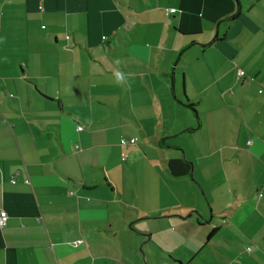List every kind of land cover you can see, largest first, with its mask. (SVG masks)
I'll list each match as a JSON object with an SVG mask.
<instances>
[{
	"label": "crops",
	"instance_id": "crops-1",
	"mask_svg": "<svg viewBox=\"0 0 264 264\" xmlns=\"http://www.w3.org/2000/svg\"><path fill=\"white\" fill-rule=\"evenodd\" d=\"M0 210V264H264V0H0Z\"/></svg>",
	"mask_w": 264,
	"mask_h": 264
},
{
	"label": "built area",
	"instance_id": "built-area-1",
	"mask_svg": "<svg viewBox=\"0 0 264 264\" xmlns=\"http://www.w3.org/2000/svg\"><path fill=\"white\" fill-rule=\"evenodd\" d=\"M173 11H174L173 8L167 10L168 13L169 12H173ZM237 74L239 76H244V71L242 69H238ZM249 80H252V77H249ZM76 129L77 130H81L82 129V126L81 125H78L76 127ZM134 143H135V138L134 137L120 138V140H119V144L122 145V146H126V147L129 146V145H131V144H134ZM121 157H122V159H124L126 157V153L125 152H121ZM14 181H15L14 178L11 177L10 178V182L13 183ZM27 181H28V179H25V182H27ZM6 219H7V215H6L5 211L0 210V226L5 225Z\"/></svg>",
	"mask_w": 264,
	"mask_h": 264
},
{
	"label": "rangeland",
	"instance_id": "rangeland-1",
	"mask_svg": "<svg viewBox=\"0 0 264 264\" xmlns=\"http://www.w3.org/2000/svg\"><path fill=\"white\" fill-rule=\"evenodd\" d=\"M137 170L141 176L146 177V180H147L146 182H149L148 184H154L155 176L153 174V171L147 165L146 166H143V165L137 166L136 165V168L133 170V172H131V176L133 179L135 178V175L138 179H140L139 174L136 173Z\"/></svg>",
	"mask_w": 264,
	"mask_h": 264
},
{
	"label": "clouds",
	"instance_id": "clouds-1",
	"mask_svg": "<svg viewBox=\"0 0 264 264\" xmlns=\"http://www.w3.org/2000/svg\"><path fill=\"white\" fill-rule=\"evenodd\" d=\"M117 64L120 63L119 60L116 61ZM115 80H116V83L120 86H125L127 83H128V79L127 77L123 74V73H120V72H116L115 74Z\"/></svg>",
	"mask_w": 264,
	"mask_h": 264
}]
</instances>
